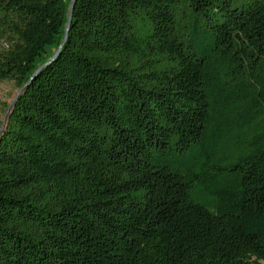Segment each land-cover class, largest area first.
<instances>
[{
  "label": "trees",
  "instance_id": "obj_1",
  "mask_svg": "<svg viewBox=\"0 0 264 264\" xmlns=\"http://www.w3.org/2000/svg\"><path fill=\"white\" fill-rule=\"evenodd\" d=\"M69 0H0V82ZM264 263V0H76L0 133V264Z\"/></svg>",
  "mask_w": 264,
  "mask_h": 264
},
{
  "label": "rangeland",
  "instance_id": "obj_2",
  "mask_svg": "<svg viewBox=\"0 0 264 264\" xmlns=\"http://www.w3.org/2000/svg\"><path fill=\"white\" fill-rule=\"evenodd\" d=\"M17 92L18 89L13 82H0V129L3 127L9 112V106L13 102ZM262 264L264 263L262 262Z\"/></svg>",
  "mask_w": 264,
  "mask_h": 264
},
{
  "label": "water",
  "instance_id": "obj_3",
  "mask_svg": "<svg viewBox=\"0 0 264 264\" xmlns=\"http://www.w3.org/2000/svg\"><path fill=\"white\" fill-rule=\"evenodd\" d=\"M75 3H76V0H69V4H68V12H67V21H66V24H65V28H64V35H63V40L62 42L60 43L58 49L56 50V52L54 53V55L46 62L44 63L43 65H41L35 72L34 74L32 75V77L30 78V80L28 81V83H26L24 86H22L21 88L18 89V92L13 100V102L11 103V105L9 106V110L13 107L15 101L17 100L18 96L20 95V93L34 80L36 74L38 73L39 70H41L44 66L50 64L51 62L54 61V59L57 57V55L59 54L62 46L64 45L66 39H67V34H68V31H69V27H70V23H71V19H72V11H73V8L75 6ZM7 119V117H6ZM6 122V120H5ZM5 122L3 124V127L5 125ZM3 127L0 129V133L3 129Z\"/></svg>",
  "mask_w": 264,
  "mask_h": 264
}]
</instances>
